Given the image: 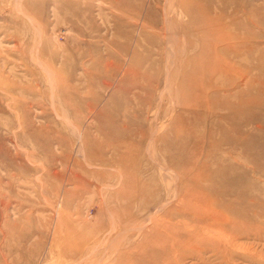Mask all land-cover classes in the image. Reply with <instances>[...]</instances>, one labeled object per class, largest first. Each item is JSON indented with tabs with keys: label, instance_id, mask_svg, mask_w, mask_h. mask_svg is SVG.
I'll list each match as a JSON object with an SVG mask.
<instances>
[{
	"label": "rangeland",
	"instance_id": "1",
	"mask_svg": "<svg viewBox=\"0 0 264 264\" xmlns=\"http://www.w3.org/2000/svg\"><path fill=\"white\" fill-rule=\"evenodd\" d=\"M0 98V264H264V0H0Z\"/></svg>",
	"mask_w": 264,
	"mask_h": 264
},
{
	"label": "bare ground",
	"instance_id": "2",
	"mask_svg": "<svg viewBox=\"0 0 264 264\" xmlns=\"http://www.w3.org/2000/svg\"><path fill=\"white\" fill-rule=\"evenodd\" d=\"M39 63V62H38ZM48 77V76H47ZM105 84H109V83H106V81H105ZM73 91V93L74 94H79V92H78V90L77 89H72ZM69 91H70V89H69ZM53 94V93H52ZM1 99V98H0ZM28 121H30V120H28V118H27V120H25V122H22V124L21 125H23L24 124V126L26 127V128H30L31 126L29 125V122ZM32 128V127H31ZM39 129V128H38ZM32 133L33 134H37V131L36 130H32ZM35 136V135H34ZM64 138V137H63ZM205 167H202L201 168V170H200V173L203 171V169H204ZM72 169V168H71ZM75 173V172H74ZM72 175H73V173H72ZM75 176V175H74ZM77 177V176H76ZM73 178V177H72ZM77 182V181H76ZM80 182V181H79ZM82 182V181H81ZM78 183V182H77ZM227 183H229V184H231L232 186H235L236 187V185H238L239 183H237V182H235V181H227ZM80 184V183H79ZM85 184V183H84ZM82 185V184H81ZM207 185V184H206ZM204 183H202L200 186H198V188H199V190H198V192L199 193H197L196 191H192V193H189L188 195H187V198L189 199L190 197H192V198H195L196 199V201H197V204H195V205H201V204H206V205H219V206H221V207H226L227 209H231L232 207H235V205L240 201V199H243L245 196H246V191L245 190H243L242 192H240V194H238V198H237V200L236 201H226V200H224V199H219V200H217V199H213L212 198V196H211V193H212V191H215L217 188H218V186H219V184L218 183H214V185H211L210 187H208V186H206ZM83 186V185H82ZM228 186V185H227ZM85 188V187H84ZM73 189V188H72ZM82 190V189H81ZM73 191H75V190H73ZM72 191V192H73ZM80 192V191H79ZM79 194V193H78ZM67 196V195H66ZM69 196V195H68ZM254 199V198H253ZM183 201V200H182ZM64 204V203H63ZM6 206V205H5ZM169 210H167V212H168ZM165 213V215L166 214H168L169 216H171V217H176V215H181V214H184V213H180V211H178V212H176V211H174L173 209L170 211V212H168V213ZM253 212H255V211H253ZM4 213V212H3ZM5 215V214H4ZM214 216V219H215V222H214V224H215V226H216V228H218V231H220L221 229V231H225V229H227V227H229V226H232L233 224H235L236 223V221L238 222V217L239 218H241V220L242 221H240V222H238V224L240 225L241 224V226H243L244 225V220L246 221V222H248V216H249V214L247 213V215H246V213H242V214H240L239 216H238V214H229V215H227V214H223V215H220V216H216V215H213ZM4 217V216H3ZM167 217V216H166ZM250 217V216H249ZM168 219V218H167ZM192 220V219H191ZM7 222H10L9 220L7 221ZM159 224V223H158ZM164 224H161V225H158V226H160V227H162ZM167 226H169V225H167ZM233 227V226H232ZM172 228H174V226H172ZM177 230H178V233H182V237L184 238L185 236H187V235H191V237L193 238V240H197V241H200L201 242V240L199 239V231L200 230H198V231H195V230H191V232L188 234L187 233V231H186V229H185V231H186V233H185V231H180V229L179 228H177ZM190 231V230H189ZM220 231V232H221ZM175 232H177V231H175ZM184 232V233H183ZM11 233V232H10ZM210 233V235H211V232H209ZM208 233V234H209ZM201 234H204L203 232L201 233ZM220 236H222V235H220ZM210 237V236H209ZM219 237V236H218ZM225 237V236H224ZM186 238V237H185ZM213 238V237H212ZM223 238V237H222ZM225 238H227V237H225ZM214 239V238H213ZM219 239H220V237H219ZM172 240V239H171ZM184 240V239H183ZM211 240V239H210ZM214 240H216V239H214ZM181 242H178V241H176V242H174V243H172V245L174 246V248L173 249H175L176 247H178V246H180V245H182L183 243H182V239L180 240ZM202 241H206V238H203L202 239ZM209 241V240H208ZM219 241H221V239L220 240H218V242ZM224 241V240H223ZM184 242V241H183ZM180 243H182V244H180ZM189 243V242H188ZM216 243H217V240H216ZM221 244H222V242H220ZM169 244V243H168ZM168 244L166 243V245L168 246ZM221 244H220V246H219V244H218V246H217V248L218 247H220L221 248ZM171 245V244H170ZM171 245V246H172ZM167 246H165V247H167ZM186 246V245H185ZM225 247V246H224ZM78 249V248H77ZM219 249V248H218ZM74 251V250H73ZM78 250H76V251H74L75 253L77 252ZM168 251V250H167ZM218 251V250H217ZM69 252H71V251H69ZM173 252V251H172ZM70 255H74L73 253H69ZM152 255V254H151ZM168 256H169V253L167 254ZM140 258V260H141V262L140 263H138V264H152L151 262H149V261H152L150 258L151 257H148L147 255H143L142 257H138V258H135V259H139ZM139 261V260H138ZM155 261V260H154ZM134 264H137V263H134Z\"/></svg>",
	"mask_w": 264,
	"mask_h": 264
}]
</instances>
